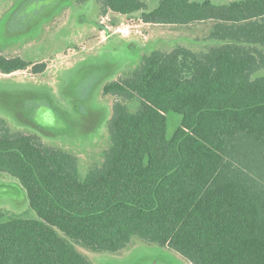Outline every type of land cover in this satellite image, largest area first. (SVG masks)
<instances>
[{
    "label": "trees",
    "instance_id": "16d2710c",
    "mask_svg": "<svg viewBox=\"0 0 264 264\" xmlns=\"http://www.w3.org/2000/svg\"><path fill=\"white\" fill-rule=\"evenodd\" d=\"M96 1L100 16L211 22L221 43L152 50L104 83L102 93L117 97L110 146L84 178L73 154L0 118V171L21 183L38 216L0 213V264H93L76 245L116 252L134 236L191 264H264V0H158L152 9ZM46 65L0 51L3 74ZM171 113L181 119L169 133Z\"/></svg>",
    "mask_w": 264,
    "mask_h": 264
},
{
    "label": "rangeland",
    "instance_id": "374dc122",
    "mask_svg": "<svg viewBox=\"0 0 264 264\" xmlns=\"http://www.w3.org/2000/svg\"><path fill=\"white\" fill-rule=\"evenodd\" d=\"M145 1L149 9L158 4V0ZM98 14L96 0H0V49L8 34L19 46L23 36L18 39V35L28 30L27 36L22 34L27 43L19 47L23 59L42 57L47 64L38 73L27 68L0 75V118L13 132L35 134L45 144L73 154L80 178L102 163L110 146L108 125L117 97L102 93L104 83L134 69L152 50L182 45L200 51L221 43L210 36L211 22L162 25L144 23L140 13ZM126 25V33L113 31ZM128 106L136 109L137 102ZM180 119L177 113L169 114V133ZM0 213L38 219L25 188L1 171ZM76 247L93 264H191L174 249L137 236L116 252Z\"/></svg>",
    "mask_w": 264,
    "mask_h": 264
},
{
    "label": "crops",
    "instance_id": "0c3cea01",
    "mask_svg": "<svg viewBox=\"0 0 264 264\" xmlns=\"http://www.w3.org/2000/svg\"><path fill=\"white\" fill-rule=\"evenodd\" d=\"M98 15H100V14H98ZM96 24H97V21H96ZM27 31L28 30H25L23 33H25V35H26V32ZM23 33H21V35H18V39H19V37L23 36L19 40L20 41V45L19 46H18V41L17 42H13V40H12L14 38L13 37L14 35L12 36V35L8 34L7 37H6V39H3V44H4L3 51L1 49H0V51L4 55H6V56H19V57L23 58V55L20 53V50H19V47H21V45H24V44L27 43L26 42L27 40H26L25 35H22ZM15 36H17V35H15ZM4 50H5L6 53H4ZM25 60L31 61L33 63H36V62H44V61H42L43 60L42 57H35L32 60H30V59L29 60L28 59H25ZM21 71H25V70H21ZM18 72H20V70L15 71V72H12V73H9V74L0 73V75H3V76H11V75H14V74H16Z\"/></svg>",
    "mask_w": 264,
    "mask_h": 264
},
{
    "label": "built area",
    "instance_id": "2783aa9c",
    "mask_svg": "<svg viewBox=\"0 0 264 264\" xmlns=\"http://www.w3.org/2000/svg\"><path fill=\"white\" fill-rule=\"evenodd\" d=\"M107 27V25H106ZM125 28H128V25L124 26V27H120V26H117L116 28H114V32L116 33H126L128 32V29L126 30ZM102 30L104 31L105 30V27L103 26Z\"/></svg>",
    "mask_w": 264,
    "mask_h": 264
}]
</instances>
